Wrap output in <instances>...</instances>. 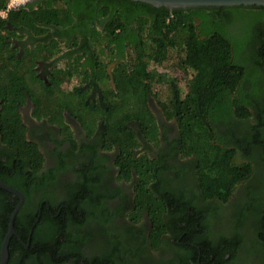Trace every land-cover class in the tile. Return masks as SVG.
Listing matches in <instances>:
<instances>
[{
  "label": "trees",
  "instance_id": "obj_1",
  "mask_svg": "<svg viewBox=\"0 0 264 264\" xmlns=\"http://www.w3.org/2000/svg\"><path fill=\"white\" fill-rule=\"evenodd\" d=\"M6 1L0 0V8ZM98 2L110 10L109 28L98 35L100 42L112 40L115 26L124 24L123 17L134 18L142 41L134 49L131 77L114 80V87L107 80L103 58L95 59L88 70L76 56L61 67L53 65L47 83L37 78L35 60L53 63L64 39L46 34L50 35L52 26L72 20L68 13L74 8L69 0H31L0 19V137L13 151L5 161L0 158V179L21 187L6 177L5 171L14 167L13 157L20 162L14 168L36 170L40 166L41 153L34 142L25 139L18 112L27 98L32 101L34 115L60 124L63 109L86 128L100 118L104 145L117 147L119 177L134 175L137 179L136 207L131 215L137 220L142 212L147 214L151 245L171 249L167 264H264V91L247 93L241 89L243 84L253 88L259 83L257 71L264 76V26L240 38L228 34L224 23L234 17L232 9L241 5L170 10L139 0ZM253 7L264 10V6ZM206 14L218 15L224 22L206 25L203 30L196 22ZM104 49L101 46L100 52ZM171 51L176 53L173 66L180 73L189 71L185 96L175 77H155L156 71L148 70L147 59L160 63L169 59ZM90 68L96 79L79 80L73 86L75 94L62 88L65 78L88 73ZM156 82L167 85L169 94L162 107L167 116L177 119V151L191 156L186 163L171 164L164 158L167 152L157 158L146 153L134 155L139 145L137 131L150 141L159 140L146 102ZM85 88L94 98L82 93ZM186 98L193 103L191 115L184 110ZM194 113L206 127V136L198 123H191ZM169 169L179 179L172 178ZM237 184L241 194L232 211L223 219L221 216L223 223H210L209 217L220 215L219 203L228 200ZM187 185L194 188L187 189ZM9 194L0 186V201ZM47 226L53 229L56 225L50 222ZM52 243L51 238L44 239L36 248Z\"/></svg>",
  "mask_w": 264,
  "mask_h": 264
},
{
  "label": "flooded vegetation",
  "instance_id": "obj_2",
  "mask_svg": "<svg viewBox=\"0 0 264 264\" xmlns=\"http://www.w3.org/2000/svg\"><path fill=\"white\" fill-rule=\"evenodd\" d=\"M69 2L76 9H69L71 22L52 26L50 35L45 36L64 38L60 41V49L52 57V60L55 59L53 63L35 60L37 78L47 83V74L53 65L61 67L69 59L73 61L76 56H80L79 61L85 63L88 70L89 64H94L95 59L103 58L107 80L112 87L115 86L114 80L131 77L135 62L132 59L134 49L142 44L134 18L123 17L124 24L115 26L112 40L100 42L98 35H104L109 28L107 22L110 10L100 6L98 0ZM240 5L242 8L232 9L234 17L224 23L228 34L236 38L264 26V10L253 7L256 4ZM249 16L255 19L251 20ZM223 20L218 15L206 14L204 19L198 18L196 23L205 30L206 25L213 26L214 22L222 23ZM24 39H27V35ZM27 42L28 46L32 45L29 39ZM14 43L21 46L17 39H14ZM101 46L105 48L102 53ZM147 61L148 70L156 71L155 77H173L172 73L167 72L174 67L173 64L168 66L165 60L160 63ZM90 70L88 73L72 74L65 78L62 88L75 94L73 86L79 80L97 78L94 71ZM256 75L259 83L253 88H244L243 84L241 89L244 92L264 91L263 73L257 71ZM68 81L74 83L65 87L64 83ZM82 93L89 95L90 90L85 88ZM152 97V92H149L146 102L154 115L159 140L158 143L150 141L141 131H137L139 145L142 144L143 148L141 152L138 151V145L134 149V155L146 153L157 158L159 153L167 152L164 158L171 164L190 161V155L182 156L177 151L180 146V127L176 117L167 116L162 106L156 109L152 104ZM18 112L25 127V139L36 144L42 159L40 166L33 170L30 167L14 168L16 162H20L13 157L14 167L11 171H5L9 180L17 181L21 186L13 187L23 195L14 217L15 232L11 234L7 244L8 259L5 264H167L172 256L171 249L154 248L151 245V223L147 214L142 212L137 220L131 215L136 207L137 179L134 175L129 179L119 177L120 169L115 163L117 147L104 145L102 120L97 118L93 127L86 128L76 116L63 109L60 124L49 117L34 115L29 98L19 106ZM10 153L13 154L12 149L0 137V158L5 161ZM23 164L25 167V163ZM168 171L171 175L174 173L170 169ZM185 173H191L188 164ZM172 178L179 179L176 175H172ZM187 179L189 180L188 177ZM238 185L240 184L235 185L226 202L219 203L220 215H211L210 223L220 224L225 221H221V216L222 219L227 216L232 211L233 204L240 199L241 190ZM190 186L187 185L186 188H194ZM9 192L0 201V249L10 213L20 199L18 194ZM8 212L9 216L6 218ZM50 222L56 225L55 228L47 226ZM49 238L54 242L52 245L47 244L44 248L41 244V249L36 248L38 242ZM87 257L91 260H87Z\"/></svg>",
  "mask_w": 264,
  "mask_h": 264
},
{
  "label": "water",
  "instance_id": "obj_3",
  "mask_svg": "<svg viewBox=\"0 0 264 264\" xmlns=\"http://www.w3.org/2000/svg\"><path fill=\"white\" fill-rule=\"evenodd\" d=\"M139 1L147 2L153 6H164L170 10L173 8H188V7H194V6H234V5H240V4L264 5V0H139ZM0 185L11 192L18 194L20 197L16 206L10 213L9 220H8V228L1 242L0 264H5L8 259L7 244H8L11 234L15 232L14 226H13L14 217H15L18 207L20 206L22 202L23 195L21 191H19L17 188L3 182L2 180H0Z\"/></svg>",
  "mask_w": 264,
  "mask_h": 264
},
{
  "label": "rangeland",
  "instance_id": "obj_4",
  "mask_svg": "<svg viewBox=\"0 0 264 264\" xmlns=\"http://www.w3.org/2000/svg\"><path fill=\"white\" fill-rule=\"evenodd\" d=\"M175 52L174 51H171L169 53V59L165 60L166 63H168V66L169 64H174V58H175ZM167 67V66H164V68ZM168 69V68H166ZM167 72H170L173 74V77L176 78V81L178 82V85L179 87L181 88V92H182V95L185 96L187 90H188V87H187V82H188V72H179V70L176 68V67H171L170 69H168ZM181 74V75H179ZM70 83H74V81L72 82H66L64 83V86L65 87H69L70 86ZM168 94H169V91L167 89V85L163 82H156V83H153L152 84V104L156 107V109H158L160 106H162V103L165 102L167 100V97H168ZM262 97V96H261ZM189 98H186V101L184 100V110H186V113L188 112L189 115L192 114V112L194 111L193 110V103L188 101ZM188 115V116H189ZM191 119V118H190ZM191 123H198V125H200L201 127V131L203 132L204 131V136H206L207 134V129L206 127H204L202 125L201 122L198 121V118L195 116V113L192 115V119L190 120ZM189 121V123H190ZM190 123V124H191ZM143 146L142 144H140L138 147H137V150L141 152ZM257 177L261 178L262 176H258L257 174Z\"/></svg>",
  "mask_w": 264,
  "mask_h": 264
},
{
  "label": "built area",
  "instance_id": "obj_5",
  "mask_svg": "<svg viewBox=\"0 0 264 264\" xmlns=\"http://www.w3.org/2000/svg\"><path fill=\"white\" fill-rule=\"evenodd\" d=\"M31 0H26V3L27 2H30ZM26 3H20V0H7L6 1V4L4 7L0 8V12H7L10 10V9H15V8H18L20 6H23L24 4Z\"/></svg>",
  "mask_w": 264,
  "mask_h": 264
},
{
  "label": "clouds",
  "instance_id": "obj_6",
  "mask_svg": "<svg viewBox=\"0 0 264 264\" xmlns=\"http://www.w3.org/2000/svg\"><path fill=\"white\" fill-rule=\"evenodd\" d=\"M20 3H26V0H20ZM7 18V14L6 12H0V19H6Z\"/></svg>",
  "mask_w": 264,
  "mask_h": 264
}]
</instances>
